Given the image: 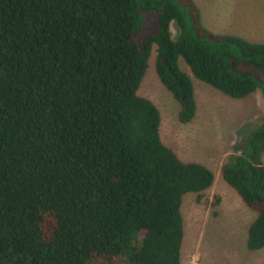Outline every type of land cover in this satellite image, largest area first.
I'll return each instance as SVG.
<instances>
[{"label":"trees","instance_id":"trees-1","mask_svg":"<svg viewBox=\"0 0 264 264\" xmlns=\"http://www.w3.org/2000/svg\"><path fill=\"white\" fill-rule=\"evenodd\" d=\"M153 48L182 123L197 106L179 58L231 98H264V43L212 32L194 0H0V264H181L183 196L200 200L214 174L163 143L137 93ZM238 151L221 176L256 213L255 251L264 114Z\"/></svg>","mask_w":264,"mask_h":264},{"label":"rangeland","instance_id":"rangeland-1","mask_svg":"<svg viewBox=\"0 0 264 264\" xmlns=\"http://www.w3.org/2000/svg\"><path fill=\"white\" fill-rule=\"evenodd\" d=\"M194 2L200 10L203 25L212 32H228L226 24L232 23L238 26V32H246V39L253 40L255 36L264 42V0ZM204 2L208 10H213L215 18L209 13L204 16L201 10ZM254 5L255 8L252 7ZM219 23L224 27H217ZM155 24V14H147L142 34L154 32ZM171 32L173 36L176 33L173 26ZM155 54L153 48L137 93L158 108L163 143L183 161L200 162L214 174L213 185L202 193L200 200L195 193L183 196L181 264H264V248L255 251L246 248L247 227L256 213L242 202L221 176L222 164L239 152L238 148L245 142L248 133L261 122L264 98L259 90L245 98H231L196 79L183 59L179 58L180 69L192 80L197 106L193 120L182 123L178 119V102L155 72ZM216 199L219 201L213 205Z\"/></svg>","mask_w":264,"mask_h":264},{"label":"crops","instance_id":"crops-1","mask_svg":"<svg viewBox=\"0 0 264 264\" xmlns=\"http://www.w3.org/2000/svg\"><path fill=\"white\" fill-rule=\"evenodd\" d=\"M206 2H207V0H206ZM206 2L203 3V9L201 8V10L204 11V16L206 17L207 16V13H209L210 17L215 18V13L213 12V10L211 8H210V10H208V8H207L208 6H207V3ZM240 6H242V4ZM252 7L255 8V5L252 6ZM263 10H264V8H263ZM247 22H249V21H245V23H247ZM219 24L220 25L217 26V27H220V28L224 27V25L222 23H219ZM226 27L229 30H228V32H224L225 34H233V35L240 36L242 38H245L246 37V32L244 30H243V32H238V29L236 28L238 26H233L232 23H228V24H226ZM250 27L252 29L254 28L253 26H250ZM254 37L255 36H253V40L252 39H249V38H247V40H249L250 42H255V43H264V42H261V41H259L258 39L254 38ZM262 161L264 162V151L262 153Z\"/></svg>","mask_w":264,"mask_h":264}]
</instances>
